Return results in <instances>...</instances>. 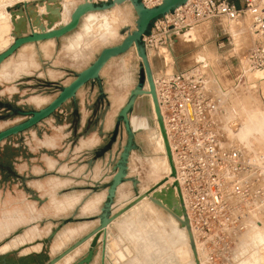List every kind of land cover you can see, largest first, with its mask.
<instances>
[{"label": "rangeland", "instance_id": "374dc122", "mask_svg": "<svg viewBox=\"0 0 264 264\" xmlns=\"http://www.w3.org/2000/svg\"><path fill=\"white\" fill-rule=\"evenodd\" d=\"M45 1L47 0H1L0 8L7 6L6 9L9 11L24 10V3L27 2L28 8L34 10ZM78 1H65L66 5L63 13L65 20L70 18V13L75 9ZM115 11L120 19L123 20H120V24L127 22L120 28V34H118L120 25L113 24L109 27L102 23L103 19H110L111 11H104L89 13L84 16L81 25L66 38L61 39L58 45L53 47L52 44L45 47L47 54L41 51V48H43L40 45L41 43L32 45L36 52V60L39 63L38 69L33 70L31 74H21V76L19 75L12 80L0 81V124L2 125L0 131L27 118L16 112V109L37 110L47 105L37 106L31 102L30 99L34 96L33 94L49 96L53 100L59 94L61 88L75 78L80 71L92 64L104 48L121 43L128 33L136 29L138 16L129 2L115 7ZM238 22L231 26L228 22L220 24L219 21L199 23L193 29L190 38H187V40L185 38L186 41L183 39L176 41L175 39L172 51H167L173 58L172 65L174 69L188 68L196 63L198 57H204L205 54L209 56L211 69L208 72L216 77L212 76L213 79L211 81L216 83L222 93L225 94L223 96L225 108L222 118L223 127L234 117L241 119L238 121V126H242L244 122L248 121L249 111L252 108H261L264 111V80L259 82L255 80L254 76L246 77L242 65L239 62L237 63V57L245 54L254 45L257 37L251 31L248 17L242 18ZM229 27L232 29L237 27L236 29L240 33L237 34L238 39L232 33L234 30L230 32ZM223 28L228 30L231 36H222L221 30ZM30 32L31 26L27 23L26 30L19 33L13 30L12 34L16 37L17 35H25ZM223 41L226 46L220 49L219 43ZM137 56L136 49L132 48L128 52L113 58L103 70L101 90H98L99 86L96 84L91 86L93 89H97L96 96L101 99L99 102L100 110L104 112L113 110V114H117L118 122L121 108L128 101L130 91L137 86L143 74L140 70L141 60ZM157 56L152 57V61L154 60L153 71L156 75L161 72V69H168L169 71L173 69H169L166 66V60L164 64V59H161L162 56ZM22 57H27L31 66L34 65L30 48H26L25 51L21 48L5 61L7 62L13 58V61L10 60L7 67L3 70L7 77L11 78L15 70H21L16 68L17 64L15 62L17 63ZM101 91L102 95L98 93ZM243 97L246 98L242 100L245 104L242 114L230 113L231 103L234 102L235 104ZM72 114L71 118L61 122L46 123L43 120L36 126L0 142V219L7 218L15 211H22L27 217H36L35 220L16 225L8 235L0 239V247L17 236L23 235L33 225H38L43 230L49 228V232L43 237L28 242L31 249L27 253L35 252H33V256L24 257L27 259L37 258V261H33L32 264L49 263L98 227L101 209L98 214L81 216L79 214L81 213V204L96 192L102 191V189L107 190L115 173L114 166L119 160L124 146L127 144L128 135L126 129L123 122H119V128L111 133L113 138H111L112 141L109 147L110 150L112 149V156L109 166H105V159L109 150H106L100 158L96 157V152L94 154H85V151L78 153L77 150L81 148L82 141H85L82 136L84 137L87 132L86 127L81 126L79 114L76 116H74V113ZM130 117L132 126L135 129L137 148L131 151V157H129L128 162V170L130 172L127 170V174H129L127 175L126 183L124 182L125 184L117 192L112 209L113 213L130 204L137 195L153 187L156 181L148 179L151 172L149 162L151 158L157 155L154 147L155 140L150 139L153 129H155V118L149 96H140L137 99ZM138 121H142V124L137 125ZM239 127L236 130L231 129L232 132L228 131L229 136L227 138L232 139L229 143L237 142V144L246 147L251 154H264V128L261 132L260 130L259 132L252 131L242 139L237 132L241 128ZM50 140L53 143H50ZM159 154L162 159V153ZM51 160L54 162L53 166L50 165ZM101 166L104 168L102 169ZM97 167H101L104 170V177L109 176L110 180L108 182H101L103 180L93 177ZM136 170L138 171L136 172ZM132 171L133 173L131 174ZM132 178L136 179V184L133 183ZM79 193H83V199L74 209L59 212V215L53 208V194L57 198L62 199L66 195ZM130 196L132 197L128 200ZM103 198L104 195L100 197V200ZM104 202L100 208L103 207ZM122 203L124 204L122 205ZM147 203L148 201L139 203L123 218H118L117 220H120L116 225L114 223L111 225L104 251L105 264H112L113 262L122 264L120 260L123 258L113 261L115 257H112V253L107 249L112 239H116L121 248H124L125 245L131 247L133 253L129 254L127 252L129 256L133 255L129 264H179L174 256V249L169 243L167 244L166 238L162 242L158 241L156 233H151V236L148 235L147 228L149 226L146 219L151 218V213L147 209ZM32 206L36 210L32 211ZM63 213L64 215H62ZM84 223L93 225L86 229L87 231L76 234L75 238L73 237L63 248L56 252L52 251V245L62 231ZM53 230H57V234L49 242L45 243L44 240L49 237ZM141 233L145 237L142 242ZM181 234L182 236L184 235L183 232ZM263 237L264 226L243 235L237 244L235 253L232 255V264H264ZM89 242L71 252V254H75L77 250H80V254L70 264H76L86 256ZM185 242L184 238L180 244ZM39 244H41L40 249H35L34 246ZM162 244H166L167 247ZM23 245L13 247L7 252H0V257L7 258V255L15 254L20 256V252H22L21 254H26V251L21 248ZM120 251L122 250L120 249ZM102 256V242H99L91 264H102ZM64 260L65 258L61 259L57 264L63 263ZM187 264L194 263L190 261Z\"/></svg>", "mask_w": 264, "mask_h": 264}, {"label": "built area", "instance_id": "2783aa9c", "mask_svg": "<svg viewBox=\"0 0 264 264\" xmlns=\"http://www.w3.org/2000/svg\"><path fill=\"white\" fill-rule=\"evenodd\" d=\"M110 1L79 0L78 4ZM140 1L152 8L164 0ZM245 17L257 38L237 63L246 77L260 82L264 80L257 75L260 71L264 77V0H189L155 19L142 42L152 59L172 51L179 30L207 21L231 24ZM221 35L231 36L225 28ZM225 46L224 41L219 43V48ZM209 69L205 57L182 70L154 73V82L176 167L179 200L197 250L207 264H232L240 238L264 226V154H251L246 147L229 143L228 131L235 129V122L222 126L225 94L212 83Z\"/></svg>", "mask_w": 264, "mask_h": 264}, {"label": "water", "instance_id": "95a60500", "mask_svg": "<svg viewBox=\"0 0 264 264\" xmlns=\"http://www.w3.org/2000/svg\"><path fill=\"white\" fill-rule=\"evenodd\" d=\"M47 1H52V0H47ZM188 1L189 0H164L162 4L152 8L146 7L140 0H111L110 2L102 3V4L84 2L78 4L75 7L71 15V20L68 23L55 28L47 29L45 27H42L40 32L36 31L34 28L35 24L40 20V17L33 19L34 10L28 8L27 2L24 3V8H25L24 10L22 9L17 11L14 10L10 11L13 15L15 14L22 15V19L20 20L19 23L16 22L15 18H13L14 26L18 28L24 22L26 24L29 23V25L31 26V32L25 35H17L16 37H14L15 39L12 42V44H10V46L6 48L4 51L0 52V67L7 59L12 57L19 49H21L26 44L41 42L50 39H59L73 32L75 29L79 27L82 17L88 12L105 10L112 8L116 4L131 2L138 16L135 30H133L131 33H128L121 43L104 48L101 51V53L98 55L96 60L92 64H90L87 68L80 71L69 84L63 86L59 94L53 100H51L49 104L37 110L16 109V112L22 114L23 116H26L27 118L17 124H14L0 131V142H1L11 136L17 135L21 132H24L36 126L41 121L52 116L66 102H68L71 99H74L77 96L78 91L88 82L92 80H99L101 71L111 59L128 52L132 48L136 49V52L141 60L140 70L141 72H143V74L141 75L137 86L130 91L128 101L121 108L119 112L118 119L119 122H123L128 135V139H127V144L124 146L123 151L120 154L119 160L116 162L114 166L115 173L113 175L111 182L107 187V197L103 207L101 208L102 212L99 216V220H100L99 225L91 233L78 240L74 245H72L70 248L65 250L56 258L52 259L47 264H57L59 261H61V259L65 258L75 249L79 248L81 245L89 241H90L89 249L86 256L81 260H79L76 264H91V262L95 257L96 248L99 242H102V248H103L102 264H105L104 251L106 247L107 229L110 226V224L113 223V221L118 219L123 213H125L126 211L131 209L134 205L141 202L143 199L147 197L150 198L155 204L165 208L167 212L171 211L168 208L164 207V204L159 199L164 197L166 193H169L168 194L169 200L167 201V203L169 207H172L173 204L170 198L171 190L164 189L161 192H157V189L163 183H165L166 180L165 182H159L158 184H156L146 192L137 195L136 198L130 204H128L118 212L113 213L112 209L120 185H122L127 180L128 162L131 151L137 148L135 142V130L132 126L130 115L134 110L137 99L142 95L151 94L153 96L155 111L158 116L161 132L164 137L167 152L172 165V175L176 177V167L173 162L172 152L157 97L156 86L153 76V67L151 63L152 59H150L147 53V50L142 42V38L146 33H148L155 19L171 12L176 7H179L187 3ZM46 10L48 12H52L53 14L59 13V9L52 8L50 4H46ZM185 32H187V28L177 31L176 34L180 35ZM199 60L204 62L205 57H201L199 58ZM146 82H148L149 84V90H146L145 88ZM131 180L133 181L134 184H136L135 178H132ZM175 185L178 187L180 194L179 183L177 181L175 182ZM153 193L155 194L154 197L151 196V194ZM180 203L178 204L179 207H176L173 210V214L178 220H180L181 224L187 227V229L189 230L190 238H191V246L195 252V256H198L197 247L194 241L188 216L186 214L185 208L183 206V202L181 200ZM181 216H183V218ZM56 234H57V230H53V232H51L49 237L46 238L44 242L45 243L49 242ZM24 260L27 261L28 259H24ZM30 264H32V262Z\"/></svg>", "mask_w": 264, "mask_h": 264}, {"label": "bare ground", "instance_id": "6f19581e", "mask_svg": "<svg viewBox=\"0 0 264 264\" xmlns=\"http://www.w3.org/2000/svg\"><path fill=\"white\" fill-rule=\"evenodd\" d=\"M1 1V0H0ZM27 1V0H25ZM65 1L66 0H52V1H45L43 2L41 5H39L37 7V9L35 8L34 9V18H37V17H40V20L35 24V30L40 32L42 27H45V28H55L57 25H65L66 23H68L70 20H71V15L73 13L74 10L71 11L70 13V18L68 20H65L64 16H63V13H64V9H65ZM125 3V2H124ZM127 3V2H126ZM130 5L131 2H129ZM1 4V2H0ZM46 4H50L52 8H57L59 9V13L58 14H53L52 12H48L46 10ZM122 4V3H121ZM121 4H116L115 6H113L112 8H109V9H105V10H97V11H91V12H88L86 13L84 16H86L87 14L89 13H96V12H104V11H111L110 12V19L108 18H105L102 20V23L104 25H108L109 27L112 26L113 24L114 25H120L119 29H118V34H120V28L122 27V25L126 24H120L121 21H123L122 19H120V17L117 15V12L115 11V7L121 5ZM133 6V5H132ZM7 7V6H6ZM6 7L4 8H0V52L4 51L6 48H8L10 46V44H12V42L14 41V36L12 34V31L15 30L17 31V33L21 32L23 29H26L27 27V24L24 22L20 25V27H15L14 26V23H13V18H15L16 22L19 23L20 20L22 19V15L20 14H15L13 15L8 9H6ZM83 16V17H84ZM82 17V19H83ZM123 19L124 17L121 16ZM81 19V21H82ZM121 20V21H120ZM240 23V22H238ZM80 25H81V22H80ZM79 25V26H80ZM231 25H235V23H231ZM196 25L194 26H190L187 28V32L185 33H182L180 35H178V37H181L183 39L186 38H190L192 36V33H193V29L195 28ZM197 27V26H196ZM234 28V27H233ZM237 28V27H236ZM234 28H230V31L232 32V30H234V32H232L234 34V36H236V38L238 39V33L239 31ZM236 30V31H235ZM238 31V32H237ZM240 34V33H239ZM121 36V35H120ZM177 37V38H178ZM51 41L50 42H54V39H50ZM48 45V44H47ZM46 45V46H47ZM44 46V45H43ZM43 48V52L45 54H47V52L45 51V47ZM32 43L30 44H27L23 51H25L26 48H30L31 50V53L33 55V59H34V65L31 66V64L29 63L30 60L26 58H23L20 59L19 61H17V63L15 62L16 65V68H19L21 70H15L12 77L9 78L5 75V72L3 71L5 69V67H7L8 63L10 62V59L9 61H7L6 63L4 62L3 65L0 67V81L1 80H12L14 79L15 77L17 76H21V74H31L33 72V70L35 69H38V66H39V63L38 61L36 60V57H35V51H34V47H32ZM54 47V46H53ZM54 51V50H53ZM52 51V52H53ZM51 52V53H52ZM209 53V52H208ZM165 54H167V59H169V56H168V53L167 51L165 52ZM138 55V54H137ZM202 55V54H200ZM204 55V54H203ZM210 55V54H209ZM26 56V55H25ZM205 56H207L205 54ZM139 56H137L138 58ZM150 59H151V55H149ZM209 57V56H208ZM28 58H31V57H28ZM52 58V56H51ZM140 58V57H139ZM201 58L198 57V59ZM13 61V60H12ZM152 63V61H151ZM15 66V65H14ZM14 68V69H16ZM13 69V70H14ZM53 71V70H52ZM229 71V70H228ZM257 75L261 78H264L263 77V73L262 72H257ZM153 76H154V72H153ZM56 77V76H55ZM7 82V81H6ZM12 82V81H11ZM9 84V83H8ZM11 86V85H10ZM13 86V85H12ZM149 84L148 82H146V90H149L148 87ZM9 87V86H8ZM11 93V92H10ZM13 94V93H12ZM34 96L30 99L31 102H33L34 104H36L37 106H42L43 104H49L52 100L51 97L49 96H42V95H35L33 94ZM32 96V95H31ZM30 96V97H31ZM142 96H149L150 97V100H151V105H152V112H153V116L155 118V129H153V133L150 137L151 140H155V152L157 153V155H155V157L151 158V161L149 162L150 163V167H151V172H150V178L148 179H152V180H156L155 181V185L158 184L159 182H166L163 183L158 189H157V192H161L162 190L164 189H168V190H171V201H172V207H169L167 201L169 200L168 198V194L169 193H166L164 195V197L162 198H159L160 201L164 204V207L168 208L169 210H171L170 212H167L165 210V208L155 204L150 198H145L143 199L141 202L139 203H142L143 201H148L147 203V209L148 211L151 213V218L149 219H146V222L149 226V228H147V231H148V235L151 236V233H156L157 235V239L158 241H163L164 238L167 239V244L169 243L170 246L172 247V249H174V256L175 258L178 260L179 264H187L189 263L190 261H192L194 264H206L205 263V260H204V256L201 254V252H199L197 250V253H198V256H195V252L191 246V238H190V233H189V230L187 229V227L183 226L180 222V220H178L174 214H173V210L176 208V207H179V203H180V200H179V192H178V187L175 185V182H176V179H175V176L172 175V165H171V161H170V158H169V155H168V152H167V148H166V144H165V141H164V137L162 135V132H161V128H160V124H159V121H158V116H157V113L155 111V104H154V101H153V96L151 94H145V95H142ZM51 98V99H50ZM112 98V96H111ZM112 100V99H111ZM113 102V101H112ZM111 102V103H112ZM110 103V104H111ZM114 104V103H113ZM124 104V103H123ZM122 104V105H123ZM112 106V104H111ZM233 107V106H231ZM114 108V106H113ZM230 109V113H237L236 111V108L234 107L233 109L232 108H229ZM113 111V110H112ZM113 113V112H112ZM118 113V111H117ZM110 114V113H109ZM108 114V115H109ZM238 114V113H237ZM117 115V114H116ZM239 115V114H238ZM242 116V115H241ZM110 117V115H109ZM236 118V119H235ZM113 119V118H111ZM241 119H239L238 117H234L231 122H235V129L233 128V130H236L238 129V121H240ZM248 121L244 122L242 126H240L239 128V131L238 132V135L241 136L240 138L244 139V137H246L248 134H250L252 131L256 132L261 130L264 128V111L261 109V108H258V109H254L252 108L251 111H249V115H248ZM111 122H113L111 120ZM110 122V123H111ZM132 122V121H131ZM243 122V121H242ZM137 125H140L142 124V121H138L136 123ZM112 125V124H111ZM133 125V124H132ZM241 125V123H240ZM106 126V125H105ZM107 126H109L107 124ZM111 127V126H110ZM108 129V127L106 128ZM135 130V129H134ZM147 136V135H146ZM238 137V136H237ZM146 138V137H145ZM85 139V138H84ZM93 139V138H92ZM89 140V138H88ZM98 140V139H97ZM95 140V141H97ZM246 140V139H245ZM80 143V142H79ZM237 143V142H236ZM84 146L85 145V141L83 140L82 141V144L81 146ZM96 145V144H95ZM153 146V145H152ZM80 147V146H79ZM89 147V146H88ZM86 148V147H85ZM154 150V148H153ZM78 151V150H77ZM79 152V151H78ZM159 153H162V159L160 158V154ZM159 154V155H158ZM154 156V155H153ZM131 157V156H130ZM148 160V159H147ZM174 162V161H173ZM102 163V162H101ZM136 165V164H135ZM83 166V165H82ZM97 166V164H96ZM129 166V165H128ZM138 166V165H137ZM102 167V166H101ZM97 167L96 168V172H95V175H93V177L95 176L97 179H101L103 181L101 182H108L110 180L109 176L108 177H104V170H102L104 167ZM133 167V166H132ZM91 169V168H90ZM95 169V168H94ZM93 169V170H94ZM106 169V168H105ZM86 170V169H85ZM135 170V169H134ZM90 171V170H89ZM129 171V170H128ZM138 170H136L137 172ZM130 172V171H129ZM90 173V172H89ZM133 173V171L131 172V174ZM94 174V173H93ZM109 174V173H108ZM129 174V173H128ZM87 175V174H86ZM90 176V175H89ZM88 177V176H87ZM111 177V175H110ZM94 179V178H92ZM96 180V179H95ZM83 182V180H82ZM84 183V182H83ZM126 183V182H125ZM123 183V184H125ZM141 183V182H140ZM122 184V185H123ZM154 184V183H153ZM120 185V187L122 186ZM154 185V186H155ZM62 187V186H61ZM119 187V188H120ZM152 188V187H151ZM150 189V188H149ZM147 189V190H149ZM146 190V191H147ZM119 191V189H118ZM145 191V192H146ZM169 192V191H168ZM104 195V198L102 200H100V197ZM51 196V195H50ZM79 196H82L83 197V193L79 194ZM119 196V194H118ZM152 197L155 196V194H151ZM53 197H56L55 194L52 195V198ZM106 197H107V190H103L102 191H99V192H96L93 196H90L89 198L85 199L84 200V204H81V216H87V215H95V214H98L99 211H100V207L102 205V203L106 200ZM132 196H130L128 198V200L131 198ZM118 199V198H117ZM179 202V203H178ZM139 203H137L136 205H138ZM124 203H122L123 205ZM4 205V204H3ZM86 205V206H85ZM121 205V206H122ZM136 205H134L131 209H129L128 211H126L125 213H123L119 218H123L129 211H131ZM119 207V206H118ZM70 209H74V207L70 208ZM115 209H117L115 207ZM114 209V210H115ZM64 211H67L65 208L63 209H59L57 211V213L59 212H64ZM118 212V211H117ZM66 213V212H65ZM60 215V213H59ZM64 215V213L62 214ZM183 218V216H181ZM119 219V220H120ZM119 220H115L113 221V223L116 225L117 222ZM111 223L110 226L108 227L107 229V238L109 237V229L111 228V225L113 224ZM93 225V224H92ZM89 223H84V224H81L79 226H76V227H70V228H67L65 231H62L60 233V235L57 237V239L55 240V242L53 243L52 245V251L53 252H56L58 251L59 249L63 248L64 245H66L76 234L78 233H82V231H85L86 229H88L90 226ZM35 230V234L33 232V230ZM117 229H118V226H117ZM6 230V227L3 226V228H1V232H0V239L6 235H8V231H5ZM49 228L47 229H41V228H38V229H35V228H30V232L32 233V237L31 238H28V239H24V242L21 241L19 239L20 236L14 238L12 241H10L8 243V245L6 243H4L1 247H0V252H3L5 249H7L8 246H13V245H16V244H19V243H28L30 241H33L35 239H38L40 237H43L46 233L49 232ZM87 231V230H86ZM119 231V229H118ZM181 232L184 233V235L182 236ZM85 233V232H84ZM120 233V231H119ZM259 234V233H258ZM257 234V235H258ZM35 238L32 239L34 236ZM250 235V234H249ZM185 238V243L184 244H180V242ZM252 237V236H251ZM255 237V236H254ZM75 238V237H74ZM143 238L144 235L141 233V242L143 241ZM260 238V237H259ZM264 238V237H263ZM32 239V240H30ZM121 239V238H120ZM124 239V238H123ZM151 239V237H150ZM150 239H148V241H150ZM165 240V239H164ZM261 240V239H260ZM27 241V242H26ZM157 241V242H158ZM259 241V240H258ZM263 241V240H262ZM108 242V241H107ZM244 242V241H243ZM6 244V245H5ZM41 245V244H39ZM39 245L37 246H34V248H38L40 247ZM160 245V244H159ZM163 246L166 244H162ZM167 247V246H166ZM165 249V247H163ZM170 248V247H168ZM83 249V248H82ZM107 249L110 250V253H112V257L114 256V260L113 261H118L117 259L118 258H123L122 260H120L122 262V264H129L130 260L132 259L133 255L132 256H129L127 254V252L129 254H132L133 253V250L131 249V247L129 246H126L124 248H121L119 246V243L116 239H112V241L110 242V244L107 246ZM120 249L122 251H120ZM167 249V248H166ZM170 250V249H169ZM164 251V250H163ZM168 253V252H167ZM80 254V250H77L75 252V254H68L66 257H65V260L63 263H60V264H70L72 263V261L75 259V257L77 255ZM135 256V255H134ZM43 258V257H42ZM116 259V260H115ZM257 259V258H256ZM159 260V259H158ZM33 261H37V259L35 258H30L28 261L25 262V264H30L31 262ZM156 261V260H155ZM199 261V262H198ZM159 262V261H158ZM112 263V262H111ZM114 263V262H113ZM112 263V264H113ZM116 263V262H115ZM114 263V264H115ZM157 263V262H156ZM110 264V263H109Z\"/></svg>", "mask_w": 264, "mask_h": 264}, {"label": "crops", "instance_id": "0c3cea01", "mask_svg": "<svg viewBox=\"0 0 264 264\" xmlns=\"http://www.w3.org/2000/svg\"><path fill=\"white\" fill-rule=\"evenodd\" d=\"M59 26L60 25H57L56 27H59ZM70 34L71 33H69L66 36H63L59 39H54L53 43H51V42L49 43V41H51V40H45V41H41V42L32 43V45H36L37 43L38 44L41 43L40 45H42L43 48L47 44L48 45L53 44L52 46H56V45H58V43L61 39L66 38ZM179 39H183V38L178 37V38H176V41H179ZM183 40H185V39H183ZM26 45H24L22 47V50L24 49V47ZM43 48H41L42 52H43ZM220 49H222V48H220ZM159 56H162L161 59L162 58L164 59V64H165V60H166V66H168L169 69L173 68V65H172L173 58L169 53H168L169 59H167V54L159 55ZM154 57H156V56H154ZM204 57L209 59L208 56H204ZM197 60H199V59L197 58ZM153 61H152V67L154 70ZM34 62L35 61L33 59V63ZM108 63H107V65H108ZM105 67L103 68V70L105 69ZM103 70L100 73V79L99 80H92V81L88 82L86 85H84L78 91L77 96L74 99H71L68 102H66L60 109H58L52 116H50V118H47L44 121L46 123H49V122L51 123V122H56V121L61 122L65 119L71 118V116L73 115L72 113H74V116L79 114V120H80L81 126L86 127L87 133H85L86 135H84V137L82 136L83 139L85 138L86 144L84 146H81V148L78 150L79 152L78 151L77 152L80 153V152L85 151L86 152L85 154H88V153L94 154L96 152L97 153L96 157L98 156L100 158V156L106 150H109V153L105 159V166H109L110 158L112 156V153H111L112 149L110 150V147H109L111 144V141H112L111 138H113L111 133L113 131H115V129L119 128V122L117 120V115L112 113L113 111L104 112L103 110H100L99 102L101 101V99L97 98V96H96V90L97 89L95 90L91 87L93 84H96L97 86H99L98 90H101V84L103 82ZM178 70H182V69H180V68L174 69L173 68L171 71H169L168 69H166V70L161 69L160 71L162 73H164V72H174V71H178ZM98 93L100 95H102L101 94L102 91L98 92ZM244 98H246V97H243L241 100H239V102H237L235 104H234V102H232L231 106H233V107L230 106V108L233 109L235 107L237 113L242 114V112L244 111V105H245L242 101ZM108 114L110 115V117ZM111 118H113V119H111ZM111 120L113 122H111ZM107 124L109 126H107ZM107 127H108V129H106ZM88 138H89V140H88ZM95 140H97V141H95ZM50 143H53V141L50 140ZM50 165L51 166L54 165V162L52 160L50 161ZM59 183H61V182H59ZM55 187H57V186H55ZM79 194H81V193H79ZM79 194L66 195L62 199H59L57 197H53L52 198L53 208L57 212L59 209L65 208L66 210H69L71 207L72 208L75 207L83 199V197L79 196ZM82 204H84V202ZM34 210H36V209H35V207L32 206V211H34ZM35 219H36V217H27L24 213H22V211H15L13 214H10L7 218L2 219V220L0 219V232H1V228H3V226L6 227L5 231H8L10 233L15 228L16 225L21 224L23 222L32 221ZM32 227L35 229L40 228L38 225H33ZM32 230L35 234V230L34 229H32ZM31 237H32V233L30 232V228H29L22 236L19 237V239L24 242V239H28ZM34 238H35V236L32 239H34ZM32 239H30V240H32ZM8 243L9 242H6L7 245H8ZM24 243H19V244L13 245V246L12 245L8 246L7 249H5L3 252H7L11 248L19 246V245H23ZM39 246L41 247V245H39ZM30 247H31L30 244H28V243L24 244L21 248L23 249V251H26V254H21L22 252H20V256H19V254H17V255L15 254V255H11V256L6 254L7 258L6 257H0V264H25L26 261L24 259H27V258H25L24 256H29V257L33 256V254H34L33 252H35V251H33L32 253H30V252L27 253V251H29L31 249ZM40 247H38L36 249H40ZM35 259H37V258H35Z\"/></svg>", "mask_w": 264, "mask_h": 264}, {"label": "flooded vegetation", "instance_id": "af4514ba", "mask_svg": "<svg viewBox=\"0 0 264 264\" xmlns=\"http://www.w3.org/2000/svg\"><path fill=\"white\" fill-rule=\"evenodd\" d=\"M51 99V98H50ZM0 127H2V125L0 124Z\"/></svg>", "mask_w": 264, "mask_h": 264}]
</instances>
